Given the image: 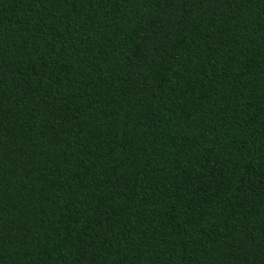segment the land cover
<instances>
[{
	"label": "trees",
	"instance_id": "obj_1",
	"mask_svg": "<svg viewBox=\"0 0 264 264\" xmlns=\"http://www.w3.org/2000/svg\"><path fill=\"white\" fill-rule=\"evenodd\" d=\"M0 264H264V0H0Z\"/></svg>",
	"mask_w": 264,
	"mask_h": 264
}]
</instances>
